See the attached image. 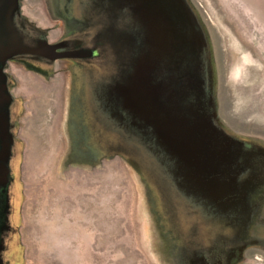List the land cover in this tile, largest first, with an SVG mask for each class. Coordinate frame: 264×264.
I'll return each instance as SVG.
<instances>
[{
	"label": "rangeland",
	"instance_id": "1",
	"mask_svg": "<svg viewBox=\"0 0 264 264\" xmlns=\"http://www.w3.org/2000/svg\"><path fill=\"white\" fill-rule=\"evenodd\" d=\"M183 3L214 135L188 133L169 152L170 112L145 119L121 102L143 40L125 2L19 0L48 44L95 56L5 66L0 264H264V0Z\"/></svg>",
	"mask_w": 264,
	"mask_h": 264
},
{
	"label": "water",
	"instance_id": "2",
	"mask_svg": "<svg viewBox=\"0 0 264 264\" xmlns=\"http://www.w3.org/2000/svg\"><path fill=\"white\" fill-rule=\"evenodd\" d=\"M122 1L143 31V40L134 45L130 67L133 74L125 87L128 90L120 89L122 104L127 106L131 116L145 119L151 115L165 119L170 112V125L162 129L166 151H173L175 138L186 143L188 133L200 141L211 142L213 130L200 120L201 105L205 101L203 88L199 86L202 81L197 77L202 39L188 19L183 0ZM121 5L120 13L124 11V4ZM62 47L48 44L41 32L26 26L20 16L19 0H0V188L7 185L11 148L9 106L12 99L7 89L5 66L13 60L53 63L60 59L95 56L89 48L58 53L57 49ZM189 114H192V122L182 127L181 117L185 121Z\"/></svg>",
	"mask_w": 264,
	"mask_h": 264
},
{
	"label": "flooded vegetation",
	"instance_id": "3",
	"mask_svg": "<svg viewBox=\"0 0 264 264\" xmlns=\"http://www.w3.org/2000/svg\"><path fill=\"white\" fill-rule=\"evenodd\" d=\"M56 44H61L63 46L61 49H57L58 53L64 52L66 50L67 51H71V50H75L76 49V47L71 46L69 44V42H67L66 40H60V41L56 42ZM21 61H25V60H21ZM65 61H71V60H65ZM74 61H76V60H74ZM77 62H82V61L77 60ZM83 62H85V61H83ZM9 63H15V61L8 62L7 64H9ZM8 79H9V77L7 76V83H8ZM7 89H8V87H7ZM75 94H76V92H75ZM74 99H75L74 101H75L76 105L79 104V101H78L79 98H77V96H75ZM1 150H2V148H0V152H1ZM5 189H6V186L0 188V220L2 218V213L4 212L5 207H6V205H5V201H6ZM1 223H2V221H1Z\"/></svg>",
	"mask_w": 264,
	"mask_h": 264
}]
</instances>
